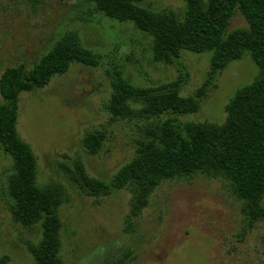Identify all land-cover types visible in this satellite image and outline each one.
I'll return each instance as SVG.
<instances>
[{
	"label": "rangeland",
	"instance_id": "rangeland-1",
	"mask_svg": "<svg viewBox=\"0 0 264 264\" xmlns=\"http://www.w3.org/2000/svg\"><path fill=\"white\" fill-rule=\"evenodd\" d=\"M153 9L182 13L183 0H148ZM236 13L229 32L246 28ZM75 33L98 59L95 68L72 65L44 89L19 98L17 132L37 161V184L64 193L63 264H264V222L248 229L242 203L224 182L198 176L162 183L139 212L127 189L92 196L69 180L68 169L82 162L86 174L103 183L135 156L140 120H113L108 110L115 70L139 88H158L182 79L181 95L193 96L205 83L208 56L182 53L171 65L155 63L152 39L132 23L96 12L91 0H0V77L17 65L33 67L65 35ZM257 68L246 58L218 75L201 110L182 121L223 123L235 91L250 83ZM2 98L0 95V104ZM103 133L96 154L85 146L88 135ZM12 160L0 148V255L11 264H33L27 243L31 232L12 220L4 200Z\"/></svg>",
	"mask_w": 264,
	"mask_h": 264
},
{
	"label": "trees",
	"instance_id": "trees-1",
	"mask_svg": "<svg viewBox=\"0 0 264 264\" xmlns=\"http://www.w3.org/2000/svg\"><path fill=\"white\" fill-rule=\"evenodd\" d=\"M91 1L96 12L132 23L148 35L155 63L171 65L187 52L208 56L209 72L193 96L183 97L181 78L158 88H139L115 70L108 103L112 119L144 123L135 156L110 183L90 178L82 162L68 169L69 180L92 196L127 189L139 212L162 183L202 176L226 184L242 203L246 228L264 222V0H183L182 13L153 9L148 0ZM237 12L247 27L229 32ZM246 58L257 74L229 99L223 123L181 120L201 110L219 74ZM75 64L95 68L99 62L75 33H69L33 67L17 65L0 77V148L13 163L3 195L15 224L31 232L41 229L39 241L27 243L33 264H63L59 209L64 193L56 185L37 184L36 158L17 132L19 98L44 89ZM104 139L97 133L84 143L96 154ZM130 257L126 254L119 264H128ZM0 264L11 260L0 255Z\"/></svg>",
	"mask_w": 264,
	"mask_h": 264
}]
</instances>
